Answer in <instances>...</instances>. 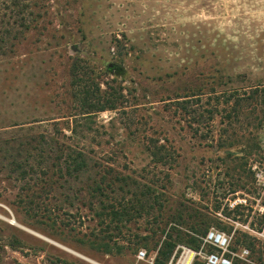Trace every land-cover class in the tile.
Returning a JSON list of instances; mask_svg holds the SVG:
<instances>
[{
	"label": "rangeland",
	"instance_id": "1",
	"mask_svg": "<svg viewBox=\"0 0 264 264\" xmlns=\"http://www.w3.org/2000/svg\"><path fill=\"white\" fill-rule=\"evenodd\" d=\"M16 1L25 22L12 33V50L0 55V264H94L55 243L99 264L168 262L176 248L166 261L159 249L170 227L202 246L204 235L188 227V215L198 212L216 220L208 230L231 237L232 251L248 250L245 259L233 256L232 264H264V125L257 126L263 114L228 122L222 116L225 91L264 82V0ZM76 58L100 81L125 88L123 106L96 119L127 155L132 184L164 192L149 213L136 210L121 233L100 221V210L75 201L59 209V192L22 191L4 166V142L20 123L33 124L34 133L44 129L34 119L66 111ZM153 139H166L177 152L169 179L148 164L143 143ZM230 143L235 153L227 156L223 145ZM134 191L130 204L140 206L138 198L144 205L148 196ZM238 235L251 243H236ZM107 243L116 244L111 252ZM139 250L144 259L137 258ZM203 250L215 249L206 244Z\"/></svg>",
	"mask_w": 264,
	"mask_h": 264
},
{
	"label": "trees",
	"instance_id": "2",
	"mask_svg": "<svg viewBox=\"0 0 264 264\" xmlns=\"http://www.w3.org/2000/svg\"><path fill=\"white\" fill-rule=\"evenodd\" d=\"M1 5L5 10L14 8L13 13L3 12ZM27 5L25 4L26 8ZM18 7L19 3L16 0H11L9 5L6 1H0V55L12 50L14 43L11 40L15 37L12 33L15 32L17 25H23L25 22L24 17H19L20 12L16 9ZM19 19L22 20L20 24ZM26 26L29 28L30 25ZM98 76L99 74L95 73L85 61L80 58L74 59L69 68L70 93L66 111L57 117L34 119L32 122L36 126L44 127L34 133H31L33 124L20 123L17 126V133L11 134L4 142L2 149L4 166L8 174L14 175V179L21 182L22 191L33 190L36 196L59 192L61 196L59 209L64 208L62 204L72 206L75 201L78 206L88 207L94 211L100 210L99 213L96 211L97 216L101 218L100 221L108 227L113 223L114 230L121 233V228L131 221L133 214L137 213L136 210L145 209L146 213H149L164 192H159L153 184L135 183L136 181L135 185L132 184L130 173L134 170L130 167L127 155L114 143L112 135L96 119L97 113L106 110L114 111L123 106L125 88L113 87L107 82L100 81ZM102 84L105 87H102ZM240 89L241 93H239ZM131 91L133 89L130 90V94ZM224 94L226 96L223 101L224 121L225 119L227 122L232 121L234 117L238 118L242 115L247 120L254 111L261 110L263 115L258 116L257 126L262 128L264 82L245 87L232 86ZM181 101L175 99L173 102ZM218 110L215 108L209 111L210 121L208 122H211L214 112L217 113ZM124 126L127 128L125 124ZM130 134H132L131 131ZM164 141L165 143H159L158 139H153L151 142L143 143V147L150 157L148 164L159 166L163 177L169 179L170 170L176 162L177 152L172 145L167 144L166 139ZM223 146L227 156L235 153L230 149L233 143ZM133 186L135 187L134 196H137L138 189H140V196H148L144 205L138 198H135V202L140 206L134 207V204H130L132 202V199L130 202V188ZM161 188L165 189V185ZM218 209L219 207L215 210ZM188 217L193 219L188 225L190 230L202 235L206 233L210 224L216 222L209 215L199 212L190 214ZM180 218L181 214L175 218L174 215L170 217L171 221L174 220L173 222L179 221ZM114 237L117 238V236ZM178 242H184L194 249L199 248L200 243L195 237L181 232L175 226L170 227V232L166 234V239L163 240L159 249V252L165 256V261L171 257ZM235 242L251 243L243 235L236 236ZM142 244L147 246L148 241ZM113 245L116 244L107 243L106 252H111ZM178 252L177 250L174 253V258L177 257ZM260 258L257 257L256 260L260 261ZM193 264H201V262L195 260ZM235 264L243 263L237 259Z\"/></svg>",
	"mask_w": 264,
	"mask_h": 264
},
{
	"label": "built area",
	"instance_id": "3",
	"mask_svg": "<svg viewBox=\"0 0 264 264\" xmlns=\"http://www.w3.org/2000/svg\"><path fill=\"white\" fill-rule=\"evenodd\" d=\"M264 235V224L260 233ZM203 244L199 249H193L185 245H177L176 251L178 255L174 256L168 261L167 264H185L186 259L189 257V263L193 264L195 260L201 262V264H232V257L237 256L245 259L248 255V250L242 248L239 253H235L230 248L231 237L226 235L224 232L210 229L206 231L202 237ZM209 244L215 248L214 251L206 252L203 250V246ZM138 259H144L145 251L139 250L137 253Z\"/></svg>",
	"mask_w": 264,
	"mask_h": 264
},
{
	"label": "bare ground",
	"instance_id": "4",
	"mask_svg": "<svg viewBox=\"0 0 264 264\" xmlns=\"http://www.w3.org/2000/svg\"><path fill=\"white\" fill-rule=\"evenodd\" d=\"M37 234V233H36ZM41 237H42V235H41ZM55 243V242H54ZM56 245H59V246H61L62 248H64L65 250H67V251H69V252H72L73 254H75V255H77V256H79V257H81V258H84L85 260H88V261H90V262H93L94 264H99V263H97V262H95V261H92L91 259H89V258H87V257H85V256H83V255H81L80 253H78V252H76V251H73V250H71V249H69V248H67V247H65V246H63V245H60V244H58V243H55ZM189 263V257L186 259V261H185V264H188Z\"/></svg>",
	"mask_w": 264,
	"mask_h": 264
},
{
	"label": "crops",
	"instance_id": "5",
	"mask_svg": "<svg viewBox=\"0 0 264 264\" xmlns=\"http://www.w3.org/2000/svg\"><path fill=\"white\" fill-rule=\"evenodd\" d=\"M144 150H145V149H144ZM145 152H146L147 156H149L146 150H145Z\"/></svg>",
	"mask_w": 264,
	"mask_h": 264
},
{
	"label": "water",
	"instance_id": "6",
	"mask_svg": "<svg viewBox=\"0 0 264 264\" xmlns=\"http://www.w3.org/2000/svg\"><path fill=\"white\" fill-rule=\"evenodd\" d=\"M109 66H111V64Z\"/></svg>",
	"mask_w": 264,
	"mask_h": 264
}]
</instances>
